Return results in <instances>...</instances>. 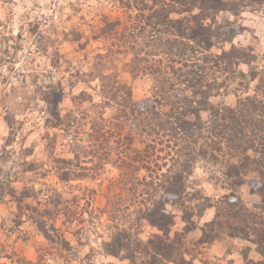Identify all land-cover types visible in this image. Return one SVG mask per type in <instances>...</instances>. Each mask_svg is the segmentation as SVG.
Wrapping results in <instances>:
<instances>
[{"label":"rangeland","instance_id":"1","mask_svg":"<svg viewBox=\"0 0 264 264\" xmlns=\"http://www.w3.org/2000/svg\"><path fill=\"white\" fill-rule=\"evenodd\" d=\"M214 1L223 9L217 16L223 35L213 40L212 52L234 45L251 48L257 57L239 68L245 82L237 80L211 99L216 106H235L246 96L250 74L264 71V5ZM142 3L153 6L151 0H0V264H132L127 257L135 244H147L157 232L140 213L146 188L138 180L150 173L138 163L128 169L121 160L124 135L133 132L132 147L138 151L145 149L143 138L131 121H124L120 132L115 128L112 117L122 98L107 105L109 89L100 81L102 75H115L130 86L134 102L151 97L152 80L133 79L127 65L134 56L123 48L128 35L140 41L142 30L146 35L159 30L146 27L154 10ZM257 84H250L248 95L255 94ZM103 113L109 132L104 137ZM202 117L208 120L209 112ZM169 150L166 143L159 145L152 158L163 172L171 165ZM222 177L220 164L202 160L188 185L216 204L225 194ZM242 199L251 208L259 197L244 186ZM157 201L175 216L172 235L182 231L178 205L163 196ZM215 214L216 207L208 209L200 226ZM200 236L198 230L185 238L184 262L178 253L176 263L162 264L262 261L247 240L226 237L197 246ZM112 241L118 242L119 257L106 251ZM134 258V264L151 260L139 253Z\"/></svg>","mask_w":264,"mask_h":264},{"label":"trees","instance_id":"2","mask_svg":"<svg viewBox=\"0 0 264 264\" xmlns=\"http://www.w3.org/2000/svg\"><path fill=\"white\" fill-rule=\"evenodd\" d=\"M151 1V8L141 4L149 11L154 10L146 27L159 30H151L147 35L142 30L140 41H131L135 34H130L123 46L134 56L127 65L133 79L146 76L152 80L151 97L134 102L130 86L122 84L115 75L100 77L102 86L109 89L107 105L122 98L112 117L115 128L120 132L124 121H131L145 144L144 151H138L132 147L133 132L124 135L126 149L121 160L128 169L138 163L141 170L150 173V178L138 180V185L146 188L143 193L146 208L140 213L157 232L147 244L137 242L136 250L127 259L134 264V256L139 253L151 258L145 264L176 263L175 255L179 253L184 262L188 254L185 238L200 230L201 236L194 243L197 246L214 244L226 237L244 239L256 246L262 258L259 264H264V71L250 74L246 96H240L235 106L214 105L211 99L228 92L232 83L245 82L246 75L239 68L257 60L253 50L232 45L228 51L212 52L213 40L223 35L217 23L223 9L217 1ZM241 1L264 5V0ZM116 26L113 23L112 28ZM118 51L122 54V47ZM255 81H258L255 94L248 95L249 86ZM204 112H209L206 121L202 117ZM101 121L104 137L109 134L108 122L104 118ZM165 143L170 148L171 165L168 167L167 159L161 158L168 167L163 172V167L152 158L157 146ZM202 160L222 167L223 177L218 181L225 194L216 204L188 185L195 165ZM244 186L259 197L251 208L242 199ZM158 196L178 205L185 224L182 231L172 235L175 216L158 203ZM213 207H216L214 219L200 226L206 211ZM106 251L119 257L118 242L107 243Z\"/></svg>","mask_w":264,"mask_h":264}]
</instances>
